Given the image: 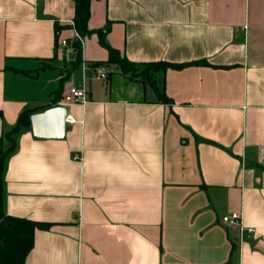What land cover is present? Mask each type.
<instances>
[{
    "label": "crops",
    "instance_id": "obj_1",
    "mask_svg": "<svg viewBox=\"0 0 264 264\" xmlns=\"http://www.w3.org/2000/svg\"><path fill=\"white\" fill-rule=\"evenodd\" d=\"M74 0H0V135L42 111L73 57ZM91 28L136 62L204 59L150 85L115 64L93 33L57 105L63 139L15 135L4 208L50 222L25 264H264V0H93ZM50 66L36 76L18 69ZM102 71V74H100ZM71 84L86 98L65 102ZM80 155L76 158L75 155ZM238 211L241 223L222 217ZM253 228V230H249Z\"/></svg>",
    "mask_w": 264,
    "mask_h": 264
},
{
    "label": "trees",
    "instance_id": "obj_2",
    "mask_svg": "<svg viewBox=\"0 0 264 264\" xmlns=\"http://www.w3.org/2000/svg\"><path fill=\"white\" fill-rule=\"evenodd\" d=\"M92 1L93 0H74L75 10L71 23L60 24L55 22L58 36L61 29L64 27L74 28L83 37L90 36L93 33L97 34L100 44L108 51V57L104 60L92 62V66L115 64L117 68L128 77L140 80L145 85H150L156 92L159 100L171 103L172 99L167 95L164 89L158 86L154 73L159 70L166 71L168 68L179 69L190 64H209V62L204 59L185 62H173L168 60L136 62L130 60L120 49L112 46L107 41L109 25L97 28H91L89 26ZM68 46L71 48L74 55L65 63L62 69L65 73L62 74L60 78L61 86L54 91V100L48 103L47 106L58 104V100L61 98L63 83L82 65L83 51L81 40L73 37L69 41ZM48 66L50 65L44 62L41 66L34 69L18 70L25 74L36 76L39 70L47 68ZM33 111V109L23 110L11 129L0 135V264H25L26 258L34 244V233L36 228L47 229L51 226L50 222L10 215L4 208L3 173L6 157L15 148V135L23 128L30 126V116Z\"/></svg>",
    "mask_w": 264,
    "mask_h": 264
},
{
    "label": "water",
    "instance_id": "obj_3",
    "mask_svg": "<svg viewBox=\"0 0 264 264\" xmlns=\"http://www.w3.org/2000/svg\"><path fill=\"white\" fill-rule=\"evenodd\" d=\"M68 108L55 105L31 114V127L36 138L63 139L70 125L66 121Z\"/></svg>",
    "mask_w": 264,
    "mask_h": 264
},
{
    "label": "built area",
    "instance_id": "obj_4",
    "mask_svg": "<svg viewBox=\"0 0 264 264\" xmlns=\"http://www.w3.org/2000/svg\"><path fill=\"white\" fill-rule=\"evenodd\" d=\"M73 37L78 38L79 40H81V42H83L84 37L82 35H80V33H78L75 29H74V35ZM69 40L67 37H64L61 39V44L66 46L68 45ZM102 74V71H100V74ZM86 98V89L84 87V85H79V84H71L68 86L64 96H63V100L65 102H73V101H82L85 100ZM66 121L69 122H73L74 118L68 114ZM76 158H80V155L76 154L75 155ZM222 219L231 224V225H237L241 223V213L238 211H233L231 213L225 214ZM249 230H253V228H249Z\"/></svg>",
    "mask_w": 264,
    "mask_h": 264
}]
</instances>
